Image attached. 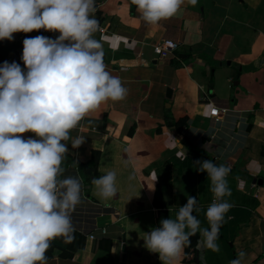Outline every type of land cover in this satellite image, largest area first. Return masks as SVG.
Returning <instances> with one entry per match:
<instances>
[{"label":"crops","instance_id":"0c3cea01","mask_svg":"<svg viewBox=\"0 0 264 264\" xmlns=\"http://www.w3.org/2000/svg\"><path fill=\"white\" fill-rule=\"evenodd\" d=\"M95 6L94 38L102 44L106 70L128 92L86 115L67 143L84 138L72 147L74 160L76 149L83 159L98 150L96 174L87 185L112 211L109 232L105 249H92L88 241L68 258L52 254L46 264H165L143 238L162 218L174 219L188 196L197 198L194 215L208 227L210 180L193 163L203 159L231 169L225 199L233 207L220 228V251L198 247V232L194 249L167 264H229L240 251L245 264H264V184L257 182H264V0H197L195 6L185 0L157 24L145 22L131 0H96ZM59 34L13 33V40H3L12 43L4 60L24 69L23 39ZM160 38L177 43L164 57L151 51ZM179 117L184 122L176 127ZM109 171L117 174V192L101 198L92 181Z\"/></svg>","mask_w":264,"mask_h":264},{"label":"clouds","instance_id":"9594fccd","mask_svg":"<svg viewBox=\"0 0 264 264\" xmlns=\"http://www.w3.org/2000/svg\"><path fill=\"white\" fill-rule=\"evenodd\" d=\"M143 20L157 24L173 17L185 0H131ZM195 6L197 0H187ZM95 0H0V40L33 30L59 32L55 39L25 37L20 60L0 64V264H46L50 241L71 242L72 213L81 203L83 182L65 176L70 131L90 112L111 100H123L128 89L107 70ZM32 132L35 136L18 134ZM38 138V139H37ZM84 138L72 140L78 147ZM197 171L210 180L212 202L205 217L194 215L197 198L188 196L175 218H162L145 233L144 246L167 264L198 232L197 246L219 252L217 243L225 214L233 205L230 167L211 159L197 160ZM116 172L93 178L96 194L117 192ZM156 179V178H155ZM131 198V197H130ZM129 198V199H130ZM240 251L229 264H245Z\"/></svg>","mask_w":264,"mask_h":264},{"label":"built area","instance_id":"2783aa9c","mask_svg":"<svg viewBox=\"0 0 264 264\" xmlns=\"http://www.w3.org/2000/svg\"><path fill=\"white\" fill-rule=\"evenodd\" d=\"M41 33L47 32L44 29L38 30ZM177 46V43L169 38H160L151 44V51L157 57H164L169 55ZM209 111L213 114H216L217 108L211 107ZM21 135L22 134H18ZM38 139V138H37ZM64 175L69 174L78 176L82 182V197L81 203L76 207L75 211L72 213V223L75 227V232L80 234L85 241L102 239L108 236V221L106 223L98 222V217L109 215L112 213L106 205L97 201L92 197L88 190L87 184L85 183V177L82 171L79 169L77 161L71 162L68 165H65Z\"/></svg>","mask_w":264,"mask_h":264},{"label":"trees","instance_id":"16d2710c","mask_svg":"<svg viewBox=\"0 0 264 264\" xmlns=\"http://www.w3.org/2000/svg\"><path fill=\"white\" fill-rule=\"evenodd\" d=\"M11 47H12L11 42L0 40V64H2L5 61L4 60L5 54L8 50L11 49ZM183 122H184V117H179L175 122V126L180 127L181 124H183ZM97 157H98V150L91 149L90 156L87 159L77 161L79 169L84 174L86 184H89L90 177L96 174L95 163ZM73 237L74 238L72 239L71 242H65V240L61 237H57L52 241H50V247L45 253L47 259L52 255L53 251L55 250L57 251L58 255L69 257L71 256L73 251L84 246L85 240L80 234L74 231ZM197 237H198L197 234L191 237V245L183 249L184 253H188L190 248L191 251L194 249V244L196 242ZM105 247H106V238L91 240L92 249L105 248Z\"/></svg>","mask_w":264,"mask_h":264},{"label":"rangeland","instance_id":"374dc122","mask_svg":"<svg viewBox=\"0 0 264 264\" xmlns=\"http://www.w3.org/2000/svg\"><path fill=\"white\" fill-rule=\"evenodd\" d=\"M164 102H166V100L164 101ZM67 143V142H66ZM68 146V153H67V158L65 159V160H63L62 161V167H64L65 165H68V164H70L71 162H74V159H73V152L75 151L72 147H70L69 145H67ZM76 159L77 160H83V158L84 157H81L82 155H81V153H78V149H76ZM89 156H90V154H89ZM75 159V160H76ZM87 190H88V192L90 193V195H93V193H92V191L87 187ZM108 215H103V216H101V217H98V222H103V223H106V220L108 219ZM88 241H85V243H87ZM227 244H228V241H227ZM103 249V248H102ZM105 249V248H104ZM100 251V253H104L105 251H103V250H99ZM52 254H57V251L55 250V251H53V253ZM60 257H67L68 258V256H62V255H59Z\"/></svg>","mask_w":264,"mask_h":264},{"label":"water","instance_id":"95a60500","mask_svg":"<svg viewBox=\"0 0 264 264\" xmlns=\"http://www.w3.org/2000/svg\"><path fill=\"white\" fill-rule=\"evenodd\" d=\"M95 1H96V0H95ZM169 95H170V89H169V87H166V89H165V96H166V97H169ZM167 104H168V103H167ZM253 180H254V179H253ZM257 182H258V183H263V184H264V182H262L260 178L257 179ZM86 186L88 187V185H86ZM124 249H125V245H124V243L122 242V244H121V250L124 251ZM122 256H123V255H122ZM194 260H195V261L198 260V258H197V254H196V253H195V255H194Z\"/></svg>","mask_w":264,"mask_h":264}]
</instances>
